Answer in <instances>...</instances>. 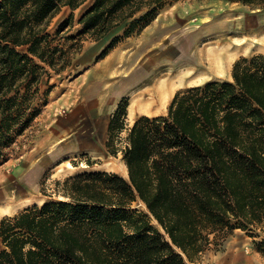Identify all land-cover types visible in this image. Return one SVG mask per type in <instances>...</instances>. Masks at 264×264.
<instances>
[{
	"label": "trees",
	"instance_id": "trees-1",
	"mask_svg": "<svg viewBox=\"0 0 264 264\" xmlns=\"http://www.w3.org/2000/svg\"><path fill=\"white\" fill-rule=\"evenodd\" d=\"M87 1L0 0V166L16 121H32L28 106L46 66L61 74L69 64L53 43V19ZM162 1L95 0L79 20L81 34L100 40ZM73 20L74 13L57 35ZM233 79L179 92L167 116H142L130 127L128 104L120 103L108 147L122 153L128 178L106 171L71 176L62 182L67 201L0 219V264L196 263L212 236L237 228L232 219L239 228H264V54L239 58ZM136 203L147 212L132 211Z\"/></svg>",
	"mask_w": 264,
	"mask_h": 264
},
{
	"label": "rangeland",
	"instance_id": "rangeland-1",
	"mask_svg": "<svg viewBox=\"0 0 264 264\" xmlns=\"http://www.w3.org/2000/svg\"><path fill=\"white\" fill-rule=\"evenodd\" d=\"M94 2L88 0L84 7L88 9ZM84 7L75 12L73 23L60 36L58 25L69 13L62 10L52 22L53 43L67 52L69 64L59 77L61 71L46 66L40 90L28 106L26 119L32 121H16L11 132L14 142L4 149L0 183L9 182L20 193L18 206L0 219L36 205L67 201L62 196V182L68 177L99 171L124 177L119 171L125 165L122 153L116 157L108 147L109 116L120 103L132 105L147 86L182 73L173 94L178 89L187 94L192 89L188 85L223 82L215 79L224 72L207 59L210 52L221 53L222 66L264 54V46L237 47L242 38L253 36V24L259 26L258 33L264 32V6L226 0H163L121 21L116 26L120 33L105 50L97 39L82 35L76 24ZM169 104L147 115L154 117L162 109L166 115L160 116H167ZM126 123L130 127L131 122ZM118 145L125 146L122 142ZM131 210L147 212L143 203H136ZM232 223L237 227L233 231L211 237L212 244L200 262L187 264H264L262 225L244 229L237 220ZM152 225L160 228L155 220Z\"/></svg>",
	"mask_w": 264,
	"mask_h": 264
},
{
	"label": "bare ground",
	"instance_id": "bare-ground-1",
	"mask_svg": "<svg viewBox=\"0 0 264 264\" xmlns=\"http://www.w3.org/2000/svg\"><path fill=\"white\" fill-rule=\"evenodd\" d=\"M253 25L255 26H253V28H251L250 31L253 36L250 37L245 36L244 39L242 38L240 40L241 42L239 43V45H237V47L251 48L259 45L264 46V32L258 33L256 29L259 26L256 24ZM194 59L196 60V56L195 58L193 57V59L190 61L195 62ZM207 59L209 61L214 60V62L217 65V69L223 67L222 66L223 62H221V53L219 51L210 52L207 55ZM230 61H231V57H230ZM183 77L184 74L182 73H178V75H170L165 80L156 82L152 86H147L146 88H144V90L142 89L143 92L140 91L142 93V96L138 100H134L135 102H133L131 108H129L132 115L138 112H144L145 114L150 115L151 112H153V110L165 106L169 101V99L171 98L173 92L175 91L177 87V83L180 82L183 79ZM125 84L128 83L126 82ZM122 86L126 88L125 85ZM122 168H123L122 171L121 169L119 171L125 175L124 176L125 178H128V169L126 165H123ZM18 193H20L19 188L12 186L9 182H3L2 184L0 183V215L11 212L18 206L16 200L18 197L17 196ZM144 208H146L145 204H144ZM159 229L164 233L161 227Z\"/></svg>",
	"mask_w": 264,
	"mask_h": 264
},
{
	"label": "crops",
	"instance_id": "crops-1",
	"mask_svg": "<svg viewBox=\"0 0 264 264\" xmlns=\"http://www.w3.org/2000/svg\"><path fill=\"white\" fill-rule=\"evenodd\" d=\"M88 2V1H87ZM86 2V3H87ZM85 3V4H86ZM85 4H83L81 7H79L77 10H72L70 7H64L62 10H67V12L69 13V17H70V15L72 14V13H74V14H76L75 12L76 11H78V10H80V9H82V7H84V5ZM91 7H89L88 9H86L85 7H84V9H85V11H83L82 13H81V15L78 17V21H76V24H78V25H80V27H81V30H82V25L81 24H79V20H80V18L84 15V14H86L87 13V11L90 9ZM62 10H61V12L53 19V20H55L56 18H58L59 16H60V14L62 13ZM69 17L68 18H66V17H64L61 21L62 22H60L59 23V25L58 26H60L62 23H64L66 20H68L69 19ZM76 17V16H75ZM53 22V21H52ZM51 27H52V24H51ZM50 27V28H51ZM119 27H115V28H113L104 38H102V39H100V40H98L96 43H98V44H100V46H102L103 48H104V50L109 46L107 43H112V41L115 39V35H118L119 33H120V29H118ZM124 32H125V30H124ZM234 61L236 62L237 61V59H234ZM222 69H223V72H224V75H222L223 77H218V78H215V79H217V80H222L223 82L225 81V82H230V83H233L234 82V79H233V64H231V62H230V64H228L227 66L225 65V66H223L222 67ZM65 72H63V74H64ZM62 74H58L57 75V77H59V76H61ZM201 84H192V85H188L189 87H196V86H200ZM180 88H182V87H180ZM186 88H188V87H186ZM183 89H184V87H183ZM182 89V90H183ZM123 91H125V90H122L121 92L122 93H124ZM179 91H181V89H178V91H176V93H174L172 96H171V98L169 99V102L166 104V106L170 103V101L172 100L173 101V99H174V97L176 96V94L177 93H179ZM120 93V92H119ZM184 93H182L181 95H183ZM172 101H171V103H172ZM171 103L169 104V107H170V105H171ZM88 107H89V105H87ZM90 109H94V107H89ZM118 108V107H117ZM129 108H131V105H129V107H128V109H127V112H128V114H127V118H126V121H130L131 122V124H130V126H132L133 124H134V122L136 121V120H138L140 117H142V116H148V117H150L149 115H147V114H145V113H142V112H138V113H136V114H134V115H132V113L130 112V110H129ZM166 109V108H165ZM95 110V109H94ZM115 110V109H114ZM131 114H130V113ZM166 112L164 111V110H160L158 113H155L154 114V117L155 116H160V115H166L165 114ZM98 113H96V111H95V113H94V116H95V118H97L98 117ZM113 115V112H112V114L110 113V116H109V121H111V119H112V116Z\"/></svg>",
	"mask_w": 264,
	"mask_h": 264
}]
</instances>
